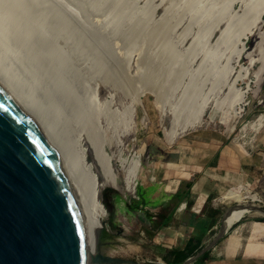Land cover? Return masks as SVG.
<instances>
[{"label":"rangeland","instance_id":"obj_1","mask_svg":"<svg viewBox=\"0 0 264 264\" xmlns=\"http://www.w3.org/2000/svg\"><path fill=\"white\" fill-rule=\"evenodd\" d=\"M257 1L0 0V27L46 64L91 121L118 175L121 211L136 200L140 183L175 158L183 137L199 131L246 136L250 123L261 125L264 75L258 86L251 76L232 85L249 61L246 53L257 54L256 36L238 35ZM235 88L246 91L231 104ZM199 113V125L169 142L172 121ZM255 131L263 140L264 119ZM133 158L148 177L139 176L130 193L119 160ZM151 235L140 218H130L122 224L121 257L162 264Z\"/></svg>","mask_w":264,"mask_h":264},{"label":"water","instance_id":"obj_2","mask_svg":"<svg viewBox=\"0 0 264 264\" xmlns=\"http://www.w3.org/2000/svg\"><path fill=\"white\" fill-rule=\"evenodd\" d=\"M229 211L215 239L180 264L223 236ZM121 230L91 121L46 64L0 27V264H141L121 257Z\"/></svg>","mask_w":264,"mask_h":264},{"label":"crops","instance_id":"obj_3","mask_svg":"<svg viewBox=\"0 0 264 264\" xmlns=\"http://www.w3.org/2000/svg\"><path fill=\"white\" fill-rule=\"evenodd\" d=\"M250 133L192 132L152 181L137 186L121 223L140 218L152 229L158 263L173 264L176 255L211 243L230 208L229 227L193 264H264V215L239 208H264V139Z\"/></svg>","mask_w":264,"mask_h":264},{"label":"bare ground","instance_id":"obj_4","mask_svg":"<svg viewBox=\"0 0 264 264\" xmlns=\"http://www.w3.org/2000/svg\"><path fill=\"white\" fill-rule=\"evenodd\" d=\"M263 17H264V0H258L257 2H255L253 4V7L249 11L248 20L246 21V23L244 25L241 26L240 32L238 34V35L242 36L241 39H243L244 41L247 40V38L251 35L256 36V38H257V44H256L257 54H256V56H254V55H252L251 52L246 53V55L244 57H247L249 59V61H248L246 66L240 65V68L238 69L237 74L235 75V78L232 82V85L235 83V81H237L239 79H244L245 77H247V79H248L249 76H251L252 79L249 82L254 83V85L258 86L260 84L262 78H263V75H264V30L262 29ZM244 52H245V50L242 47L236 56V59H235L236 63L239 62L240 58L244 55ZM64 86H66V85H64ZM247 88H249V87L247 86L246 89ZM246 89L243 91H240L239 88H235V93L233 94L232 98L230 99V103L231 104L234 102L240 103L242 101V98L244 97V93H245ZM200 122H201V113L197 114L196 117L194 116L192 118H187V119L181 120L179 123L177 122V120L172 121V125L167 132L169 142L173 141V139L175 138V136L177 134H179V135L182 134V132L186 131V129H188V128H191V127L194 128L195 126L199 125ZM259 124H260V122H258L256 124V126L258 127ZM261 125L259 127H261ZM256 126L254 124L250 123V127H252V130H256L259 128V127L256 128ZM102 146H103V144H102ZM102 154H103L104 161L106 163L108 172L110 174L113 186H114V188L118 189V183H117L118 175L116 172L110 170L109 165H108L109 157L105 156V154L103 152H102ZM119 161H120V164H119L120 170L124 174V177H123L124 187L123 188L125 191L133 193L135 190L136 179L140 176V177H142V179L144 181H146L147 177H148L147 173H143V175L141 174L142 166L140 163V159H138V158H136V159L133 158V160H130L128 162H126L125 159H120ZM238 186L240 187V185H238ZM235 188H237V187H235ZM234 190H236V189H234ZM230 194H232V191L230 192ZM235 214L236 213L234 212L230 216L229 219L236 218L238 215H235ZM222 218H223V216H222Z\"/></svg>","mask_w":264,"mask_h":264},{"label":"trees","instance_id":"obj_5","mask_svg":"<svg viewBox=\"0 0 264 264\" xmlns=\"http://www.w3.org/2000/svg\"><path fill=\"white\" fill-rule=\"evenodd\" d=\"M195 252H196V251H194V250H190V251L187 250V251L183 252L182 254L176 255V256H178V257H177L176 259H173V260H172V263H173V264L181 263V262H182L183 260H185L188 256L194 254ZM174 254H176V253H174ZM205 256H206V252H204V253L201 255L200 259H203ZM200 259H198L197 262H199Z\"/></svg>","mask_w":264,"mask_h":264}]
</instances>
